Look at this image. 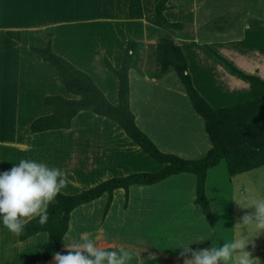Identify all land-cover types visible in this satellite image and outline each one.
Masks as SVG:
<instances>
[{"label":"crops","instance_id":"0c3cea01","mask_svg":"<svg viewBox=\"0 0 264 264\" xmlns=\"http://www.w3.org/2000/svg\"><path fill=\"white\" fill-rule=\"evenodd\" d=\"M157 1L0 0V172L22 158L44 162L66 172L70 183L61 193L75 195L105 180L154 173L163 167L115 122L91 112L77 114L69 129L31 132L32 121L54 112L44 104L45 97L78 98L30 50L45 46L48 29L53 31V51L88 74L112 105L118 103V79L106 69L104 59L118 69L127 41L143 44L142 62L128 73L129 107L137 127L163 153L186 160L206 155L211 142L203 120L176 74L171 71L160 79L147 74L155 69L152 46L160 38L180 46L195 89L212 108L250 101L249 83L213 58L204 45L242 73L264 81V23L250 25L254 20L264 22V0H168L163 15L170 23L182 24L181 31L161 24L154 12ZM148 47L152 53L146 54ZM146 58L151 65L145 66ZM220 164L207 173L206 194L209 177ZM195 181V175L181 173L151 186L131 185L126 207L125 191L116 189L104 218L107 194L73 210L67 234L78 239L87 232L102 248H126L132 244L127 234L135 231L131 226L144 223L158 197H184L187 211L199 220L202 211L194 204ZM47 239V233L40 232L20 242L0 222V264H54L53 257L42 260ZM64 250L62 240L59 252Z\"/></svg>","mask_w":264,"mask_h":264},{"label":"trees","instance_id":"16d2710c","mask_svg":"<svg viewBox=\"0 0 264 264\" xmlns=\"http://www.w3.org/2000/svg\"><path fill=\"white\" fill-rule=\"evenodd\" d=\"M167 2L168 0L157 1L154 6L155 15L165 28L181 31L182 24L170 23L163 15ZM262 23L264 22L254 20L250 22V25L256 26ZM46 35L47 41L44 47H32L30 50L43 62L49 64L56 71L66 91L78 98L68 100L62 96L45 97L44 104L53 107L54 112L49 116L39 117L32 121L31 132L69 129L77 114L91 112L115 122L130 140L163 167L154 173H133L105 180L95 187L82 190L75 195L58 194L48 206L47 222L41 225L38 218L33 219L25 226L23 234L18 236L19 241L23 242L40 232L47 233V243L42 252L43 261L49 260L55 252H59L62 237L69 229L71 212L104 194H107V200L103 218L110 209L114 190L121 188L125 191L124 207H126L129 186H151L171 176L190 173L196 178L194 204L201 208L203 216L212 226L210 203L205 192L208 171L224 162L226 173L232 178L264 166V81L255 75L242 73L209 46L204 45V48L213 58L220 61L230 72L239 75L249 83L252 90L250 101L224 108H212L195 89L188 72L187 60L180 46L168 38H160L152 46L155 69L147 70L148 76L152 79H160L173 71L183 86L193 110L203 120L211 148L202 158L186 160L173 154L161 152L137 127L134 115L130 110L128 73L131 69H138L142 60L143 44L132 39L128 40L121 66L118 69L114 68L107 59H104L106 69L118 79V103L112 105L88 74L53 51L52 29H48ZM107 250L117 249L108 248ZM61 253L66 254V251H61Z\"/></svg>","mask_w":264,"mask_h":264},{"label":"rangeland","instance_id":"374dc122","mask_svg":"<svg viewBox=\"0 0 264 264\" xmlns=\"http://www.w3.org/2000/svg\"><path fill=\"white\" fill-rule=\"evenodd\" d=\"M145 53H152L151 47ZM150 60H153V55ZM150 60L146 58L148 63L145 62V66L152 64ZM206 195L211 206L212 226L203 214H200L199 220L193 213L189 214L184 197H158L154 202L155 209L144 217V223L131 226L135 231L126 237L132 242L130 247L120 249L130 254L128 264H183V259L179 258L182 250L178 249L181 245L192 244L190 247L194 250L209 248L212 244L218 247L239 236L253 240L255 248L250 244L247 251H251L253 258H258L260 264H264V234L258 236L251 225L237 226L242 224L243 215L254 211L245 208L250 207L253 200L264 197V166L230 178L221 162L209 177ZM173 205L178 206V210H171ZM114 214L117 215L116 211ZM130 217L132 221L135 220L133 214ZM140 244L148 249L138 247Z\"/></svg>","mask_w":264,"mask_h":264},{"label":"clouds","instance_id":"9594fccd","mask_svg":"<svg viewBox=\"0 0 264 264\" xmlns=\"http://www.w3.org/2000/svg\"><path fill=\"white\" fill-rule=\"evenodd\" d=\"M68 183L66 172L60 168L33 159H20L9 170L0 172V222L16 236L22 235L33 219L38 218L39 224H45L49 204ZM249 208L254 211L243 215L242 224L237 226L251 225L258 236L264 234V197L253 200L245 209ZM62 240L66 254L55 252L54 264H128L131 258L127 251L98 246L87 232L81 233L78 239L66 233ZM252 241L247 236H239L218 247L212 244L195 250L190 247L192 244H184L178 248L182 250L179 258L183 264H260L247 251L250 244L255 248Z\"/></svg>","mask_w":264,"mask_h":264}]
</instances>
